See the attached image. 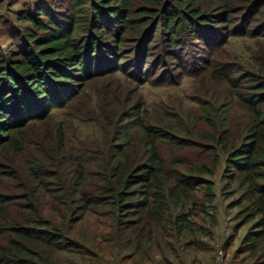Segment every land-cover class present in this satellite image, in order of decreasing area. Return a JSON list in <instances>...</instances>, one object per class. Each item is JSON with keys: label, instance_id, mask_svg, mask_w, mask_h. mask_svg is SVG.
Segmentation results:
<instances>
[{"label": "trees", "instance_id": "16d2710c", "mask_svg": "<svg viewBox=\"0 0 264 264\" xmlns=\"http://www.w3.org/2000/svg\"><path fill=\"white\" fill-rule=\"evenodd\" d=\"M14 24L16 42L0 49V179L8 182L0 264H76L61 259L70 256L95 264L106 250L114 253L105 264H151L153 253L163 261L167 236L187 233L192 215L213 217L212 183L199 179L215 170L213 146L225 153L224 177L242 191L237 218L255 221L239 250L264 264V47L244 65L215 58L230 34L264 39V0H65L63 11L25 9ZM199 30L209 32L198 46L202 63L190 67L213 65L227 82L249 115L241 131L222 123L225 107L201 106L210 126L200 136L167 109L140 112L135 88L116 78L124 70L141 85L189 63L185 46ZM74 122L95 135L77 134ZM165 146L175 148L173 164ZM194 147L203 150L195 162L177 155Z\"/></svg>", "mask_w": 264, "mask_h": 264}, {"label": "rangeland", "instance_id": "374dc122", "mask_svg": "<svg viewBox=\"0 0 264 264\" xmlns=\"http://www.w3.org/2000/svg\"><path fill=\"white\" fill-rule=\"evenodd\" d=\"M64 3L65 0H0V49L5 52L10 42H16L15 38L11 36V30L18 27L14 22L19 12L35 7L63 11ZM231 19L237 21L240 16L233 14ZM208 34L209 32L207 33L206 30H199L196 40L191 41L189 46H185V50L190 49L192 51L190 62L187 64L184 62L177 69L171 68L162 78L151 73L146 83L136 85L134 78L127 76L128 74L124 70L118 73L116 78L119 77L118 81L124 90L135 88L132 95L128 93L136 104L139 103L140 112L145 109L149 114H153L154 112L162 113L163 109H167L169 112L176 114L179 120L183 122V127L188 131L193 129L198 136L202 132H207L210 126L207 121H203L201 109L203 105L210 106L212 109L225 107L222 123L227 121L231 127H234L231 129L232 133L241 131L243 126L249 123L248 112L238 103L235 95H233V98L230 96L232 92L228 88L227 82L221 77H216L218 74L213 72L215 70L213 65L204 64L200 67H190L202 63L201 60L195 63L196 56L200 54L198 46L201 47V43ZM211 36L212 39H215L213 35ZM257 47H264V39L253 38L252 35L244 34L242 30L240 34H230L223 40L215 58H220L222 61L235 58L242 65L248 61L252 63L248 58L254 51L253 54L261 49L256 50ZM155 52L158 53V50ZM110 87L117 89V83L112 82ZM123 92L125 95L126 91ZM116 95L117 92L114 94V98ZM71 112L72 110L68 112V115H71ZM210 123L219 125L221 122L219 118L213 117ZM171 126L174 127V125ZM73 127L75 132L81 136L95 135L91 128L78 125L77 122H74ZM69 136L71 139L73 138L71 133H69ZM200 139L202 142L207 143L204 138L201 137ZM190 140L198 144L195 137L190 138ZM213 148L215 154L218 155L215 170L211 175L199 177L200 180L212 183L213 200L208 212L213 217H205L199 213L192 215L190 218L191 225L187 233L176 236L172 232V235L167 236L166 241H169L171 246L169 252L164 253L163 261L155 253L146 257L151 264H254V260L248 259L247 254L239 250V246L242 238L253 227L255 221L243 224L237 218L236 213L242 206V203L238 205L237 202H240L242 191L236 189L237 184H230L227 181L228 179L224 177L222 166L225 153L216 146H213ZM174 149L171 146L164 147L162 154L166 165L173 164V155H176ZM202 153L203 150L194 147L177 152V155H185V158L188 157L187 161L195 162L196 158ZM205 163H208L207 159ZM177 165H174V168ZM6 184L8 182L0 179V192ZM177 212L178 209L169 210L171 214ZM85 231L90 234V229L87 228ZM161 232L162 230H157L158 234ZM190 239L201 243L203 245L202 250L187 249L184 244ZM111 253L114 252L106 250V255H97L98 258L95 264H105L109 260L111 261L113 259ZM61 259H70L75 261L76 264H84V261L90 262L89 258L80 260L71 256ZM143 262L137 263L128 260L125 264H144Z\"/></svg>", "mask_w": 264, "mask_h": 264}]
</instances>
